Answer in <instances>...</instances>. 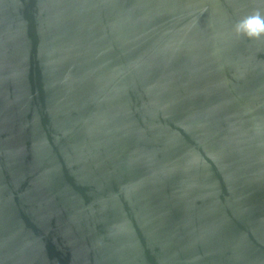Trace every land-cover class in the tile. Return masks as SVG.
Here are the masks:
<instances>
[{"label":"water","instance_id":"water-1","mask_svg":"<svg viewBox=\"0 0 264 264\" xmlns=\"http://www.w3.org/2000/svg\"><path fill=\"white\" fill-rule=\"evenodd\" d=\"M264 0H0V264H264Z\"/></svg>","mask_w":264,"mask_h":264},{"label":"clouds","instance_id":"clouds-1","mask_svg":"<svg viewBox=\"0 0 264 264\" xmlns=\"http://www.w3.org/2000/svg\"><path fill=\"white\" fill-rule=\"evenodd\" d=\"M234 31L249 39H257L264 36V15L259 10L242 18L234 25Z\"/></svg>","mask_w":264,"mask_h":264}]
</instances>
